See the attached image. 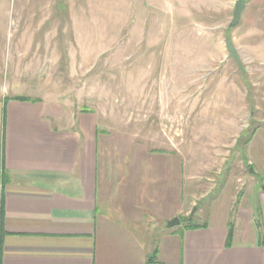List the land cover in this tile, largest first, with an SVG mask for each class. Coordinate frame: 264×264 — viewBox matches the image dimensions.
Returning a JSON list of instances; mask_svg holds the SVG:
<instances>
[{
  "label": "rangeland",
  "instance_id": "obj_1",
  "mask_svg": "<svg viewBox=\"0 0 264 264\" xmlns=\"http://www.w3.org/2000/svg\"><path fill=\"white\" fill-rule=\"evenodd\" d=\"M236 1L0 0L1 74L14 60L16 87L37 83L65 117L90 110L158 151L162 204L209 223L264 195V0H241L230 27Z\"/></svg>",
  "mask_w": 264,
  "mask_h": 264
},
{
  "label": "crops",
  "instance_id": "obj_2",
  "mask_svg": "<svg viewBox=\"0 0 264 264\" xmlns=\"http://www.w3.org/2000/svg\"><path fill=\"white\" fill-rule=\"evenodd\" d=\"M2 40L0 264H264V195L209 223L162 225L178 205L160 201L161 154L90 110L65 117L37 83L16 87Z\"/></svg>",
  "mask_w": 264,
  "mask_h": 264
},
{
  "label": "water",
  "instance_id": "obj_3",
  "mask_svg": "<svg viewBox=\"0 0 264 264\" xmlns=\"http://www.w3.org/2000/svg\"><path fill=\"white\" fill-rule=\"evenodd\" d=\"M244 6H245V3L242 2L241 0H237L235 2L233 13H232V20L229 24L230 27H234L237 25V23L240 20L241 12H242V9L244 8ZM225 47H226V50L228 51L227 57L233 58L236 61L238 67L242 69L241 61L239 58L237 48L235 47V45L231 39H228L225 41ZM179 223H180V219L177 216H174L166 222V226L168 228H172V227L179 225Z\"/></svg>",
  "mask_w": 264,
  "mask_h": 264
},
{
  "label": "trees",
  "instance_id": "obj_4",
  "mask_svg": "<svg viewBox=\"0 0 264 264\" xmlns=\"http://www.w3.org/2000/svg\"><path fill=\"white\" fill-rule=\"evenodd\" d=\"M83 111H86L87 109H82ZM255 133V129L253 128V130L251 132H249V137H251L250 135H253ZM249 142V138L247 137L246 140H244L242 142V144L246 145ZM251 169H253V167L251 166Z\"/></svg>",
  "mask_w": 264,
  "mask_h": 264
}]
</instances>
